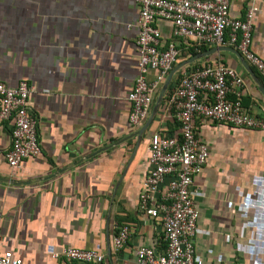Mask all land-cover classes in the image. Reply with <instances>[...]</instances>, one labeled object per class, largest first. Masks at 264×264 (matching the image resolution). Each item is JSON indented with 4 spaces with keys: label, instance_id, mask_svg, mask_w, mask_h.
<instances>
[{
    "label": "crops",
    "instance_id": "1",
    "mask_svg": "<svg viewBox=\"0 0 264 264\" xmlns=\"http://www.w3.org/2000/svg\"><path fill=\"white\" fill-rule=\"evenodd\" d=\"M230 1L235 18L256 8L251 48L264 60V0ZM138 15L136 0H0V82L34 87L29 112L39 120L41 144L38 157L11 168L12 127L0 123V254L10 251L23 264H84L51 258L75 248L104 254L103 264H137L142 247L163 252L162 222L141 211L140 194L152 134H180L167 95L183 74L222 62L244 79V108L263 115L264 78L229 45L207 46L199 53L206 56L178 69L155 111L170 73L196 56L160 21L180 56L146 120L133 127L128 96L138 76ZM155 77L150 72L149 81ZM196 125L209 151L194 182L197 254L205 264H264V131L200 119ZM121 226L131 235L117 252Z\"/></svg>",
    "mask_w": 264,
    "mask_h": 264
},
{
    "label": "built area",
    "instance_id": "2",
    "mask_svg": "<svg viewBox=\"0 0 264 264\" xmlns=\"http://www.w3.org/2000/svg\"><path fill=\"white\" fill-rule=\"evenodd\" d=\"M138 76L129 93V122L133 127L147 118L153 98L177 63L180 50L165 41L157 24H172V36L188 45L233 46L264 78V60L252 50L255 7L244 19L231 14L230 0H136ZM150 72L156 74L149 81ZM245 82L234 68L218 62L194 68L183 74L168 97L167 108L180 127V134L153 133L149 143L150 171L140 194V209L159 219L166 244L163 252L154 247L136 251L137 264H205L197 254L199 210L194 188L209 158L207 146L198 137L196 120L264 131V113L251 115L243 106ZM34 87L27 80L17 87L0 82V123H9L11 147L6 160L11 168L41 154L39 120L29 112ZM131 229L121 226L113 239L118 252L127 243ZM71 263L103 264L105 255L96 250L65 248L51 255ZM0 264H23L12 252L0 254Z\"/></svg>",
    "mask_w": 264,
    "mask_h": 264
},
{
    "label": "water",
    "instance_id": "3",
    "mask_svg": "<svg viewBox=\"0 0 264 264\" xmlns=\"http://www.w3.org/2000/svg\"><path fill=\"white\" fill-rule=\"evenodd\" d=\"M222 48H223V47H222ZM232 51H234V52L238 55V57L242 60V62L244 63V65L247 67V69H249V70L251 71L250 66L248 65L249 63L244 59V57L240 54V52H239L238 50H233V49H232ZM206 55H207V53H204V54H198V55H196V56L190 58L189 60H187V61L184 62L183 64H181L179 67H177L176 69H174V70L170 73V75L168 76V78H167V80H166V82H165L164 88H163V90H162V92H161V94H160V96H159V98H158V100H157L156 107H155V111H157L158 108L160 107V105H161V103H162V101H163V99H164L165 93H166V91H167V89H168V87H169V85H170V83H171V81H172V78H173L175 72H176L178 69H181V68H183V67L186 66V65L192 64L193 62L199 60L200 58H202V57H204V56H206Z\"/></svg>",
    "mask_w": 264,
    "mask_h": 264
},
{
    "label": "trees",
    "instance_id": "4",
    "mask_svg": "<svg viewBox=\"0 0 264 264\" xmlns=\"http://www.w3.org/2000/svg\"><path fill=\"white\" fill-rule=\"evenodd\" d=\"M190 46H191V47H190V51H189V53H190L191 55H197V54H199V53H202V52H204L205 49L207 48V46H205V45H201V44H193V45H190ZM170 94H171V92L167 95V97H166V101H167L168 97L170 96Z\"/></svg>",
    "mask_w": 264,
    "mask_h": 264
},
{
    "label": "flooded vegetation",
    "instance_id": "5",
    "mask_svg": "<svg viewBox=\"0 0 264 264\" xmlns=\"http://www.w3.org/2000/svg\"><path fill=\"white\" fill-rule=\"evenodd\" d=\"M26 1H28V0H26Z\"/></svg>",
    "mask_w": 264,
    "mask_h": 264
}]
</instances>
